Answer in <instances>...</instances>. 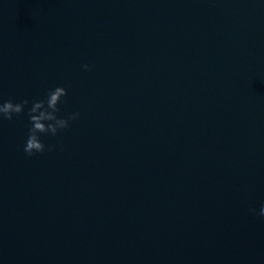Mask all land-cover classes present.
<instances>
[{
  "label": "water",
  "instance_id": "1",
  "mask_svg": "<svg viewBox=\"0 0 264 264\" xmlns=\"http://www.w3.org/2000/svg\"><path fill=\"white\" fill-rule=\"evenodd\" d=\"M9 99L0 264H264V0H0Z\"/></svg>",
  "mask_w": 264,
  "mask_h": 264
},
{
  "label": "clouds",
  "instance_id": "2",
  "mask_svg": "<svg viewBox=\"0 0 264 264\" xmlns=\"http://www.w3.org/2000/svg\"><path fill=\"white\" fill-rule=\"evenodd\" d=\"M83 68L88 71L90 65L84 64ZM66 95L67 90L62 86H58L50 89L45 99L32 101V106L27 113L30 125L28 137L23 145V151L26 155L32 156L37 153H44L46 146L40 139L41 134L57 136L59 132L69 128L70 121L79 118L80 112L71 113L66 118L57 115L60 112L59 105L62 98ZM28 104L29 100L27 99L19 102H13L11 99L0 102V119L13 120L15 116H19L24 112V108ZM47 150L51 151L52 146H48ZM249 211L257 214L254 208H250ZM258 215L264 216V205H261Z\"/></svg>",
  "mask_w": 264,
  "mask_h": 264
}]
</instances>
